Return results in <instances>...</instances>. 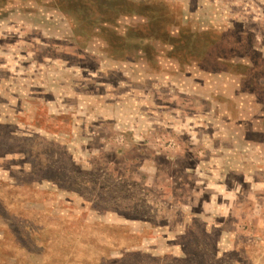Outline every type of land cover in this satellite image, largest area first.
I'll list each match as a JSON object with an SVG mask.
<instances>
[{
  "label": "rangeland",
  "instance_id": "rangeland-1",
  "mask_svg": "<svg viewBox=\"0 0 264 264\" xmlns=\"http://www.w3.org/2000/svg\"><path fill=\"white\" fill-rule=\"evenodd\" d=\"M222 140L242 144L212 172ZM245 141L264 144V0H0V264H253Z\"/></svg>",
  "mask_w": 264,
  "mask_h": 264
},
{
  "label": "crops",
  "instance_id": "crops-1",
  "mask_svg": "<svg viewBox=\"0 0 264 264\" xmlns=\"http://www.w3.org/2000/svg\"><path fill=\"white\" fill-rule=\"evenodd\" d=\"M149 75V74H147ZM166 80V77L163 78ZM174 82V81H173ZM176 84V83H175ZM221 92H225L224 91V87L222 86V88L220 89ZM88 99V98H87ZM119 103L121 102H117L114 106L116 107V110H117V114H121L120 111H121V108H120V105ZM98 113L97 114H104L103 112V109L98 107ZM116 114V115H117ZM222 141L220 142H216L214 143L213 142V146H212V149H211V155L209 156V165L212 169V172H215V170L218 168L217 166H220L221 169H224V167L226 166H230V164L234 163V161L231 159V157H225L223 155H225L227 152H230V150H233L235 148H238L241 146L242 143H239L236 141H229L227 143H222ZM243 147L246 148L247 146L249 147H257L258 149L262 147V144L261 142H249V141H245L243 142ZM222 151V159H220L219 161L220 162V165L219 163H217V154H220V151ZM227 151V152H226ZM216 153V154H215ZM225 153V154H224ZM262 161V160H261ZM260 161V162H261ZM236 163V162H235ZM213 167V168H212ZM210 178L211 179H214L216 178L215 174H211L210 175ZM253 192L252 194L255 196L256 200L258 198H262L261 200H264V191H251ZM235 193V191H234ZM225 194V193H224ZM218 195V194H217ZM231 194L229 193L228 196H230ZM236 195V193H235ZM250 195V194H249ZM249 203L247 204H250L251 201H248ZM257 202V201H256ZM255 203H252V204H256ZM261 202V201H259ZM264 202V201H262ZM223 203L225 204V207H226V214L228 215V219H231V216H236L237 219H238V222H237V225H240L239 229L236 228V230H242V232H246L249 233L250 231L253 232L254 230H257V227L255 226V219H252V221H247V217L250 215L251 216V211L253 210V207H248L247 208V204L246 203H239L237 200H234L233 197H229L228 199L226 200H223ZM260 204V203H259ZM251 206V205H250ZM253 206V205H252ZM261 212H264V208H261ZM230 216V218H229ZM225 223L224 221L222 222V237L221 239H226L225 237L227 236V239L226 241L224 240H220V243H221V249H229V248H235L237 246V241L235 239V237L233 236L232 234V231L231 229H229L228 227L226 228L225 226ZM254 242L256 243V247H258V251H257V256H253V264H264V244H262L261 242H259L255 237H254ZM227 245V247L225 246ZM225 246V247H224Z\"/></svg>",
  "mask_w": 264,
  "mask_h": 264
}]
</instances>
